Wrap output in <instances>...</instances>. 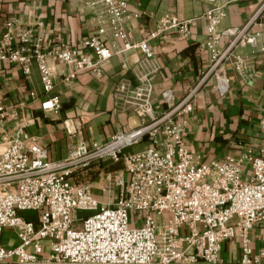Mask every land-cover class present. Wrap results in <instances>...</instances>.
<instances>
[{"label": "built area", "instance_id": "2783aa9c", "mask_svg": "<svg viewBox=\"0 0 264 264\" xmlns=\"http://www.w3.org/2000/svg\"><path fill=\"white\" fill-rule=\"evenodd\" d=\"M207 36L203 43L210 62L200 84L219 95L229 89L227 69L242 79L248 62L236 48L248 46L264 60V0L241 26L221 28L228 0H206ZM95 30L78 47L43 50L42 39L6 23L0 41V60L22 66L25 74L34 60L47 98L41 109L57 113L60 99L54 95L55 71L62 64L69 82L83 71L100 75V65L122 44L119 53L140 50L141 62L132 70L137 84L120 81L113 89L115 108L142 120L135 128L113 134L104 143L79 142L60 161H48L45 146L29 136L14 109L0 101V264H264V246H256L254 233H264V143L260 155H243L225 161L202 162L184 141L185 121L192 111L196 88L176 102L171 89L161 93L166 110L154 105V73L141 67L152 64L149 39L170 31L190 37V20L173 14L161 16L145 40H133L125 23L130 16L124 0H85ZM125 67V63H122ZM34 96V93H30ZM12 123L8 130L4 126ZM65 131L79 133L78 122L63 121ZM264 131V114L260 118ZM149 146L122 156L125 148L144 139ZM123 162L124 170L105 175L103 199L91 193L89 182L76 184V173L93 163ZM249 175L242 176V165ZM33 211L34 214L25 215ZM131 211L141 216L129 226ZM167 214L157 222L156 217ZM6 227L15 231L18 243L8 249L1 243ZM185 227V235L180 229ZM234 241L236 258L221 257L224 244ZM232 257V256H231Z\"/></svg>", "mask_w": 264, "mask_h": 264}, {"label": "crops", "instance_id": "0c3cea01", "mask_svg": "<svg viewBox=\"0 0 264 264\" xmlns=\"http://www.w3.org/2000/svg\"><path fill=\"white\" fill-rule=\"evenodd\" d=\"M129 14L125 23L133 40H145L154 29L157 20L166 13L180 19H189L190 37L184 38L170 31L156 39H149L153 51L152 64L141 68L154 73V107L167 109L161 99L162 91L171 89L176 102L196 88L192 111L182 115L185 121L184 141L189 150L198 154L202 162L225 161L228 157L238 159L243 155H260L264 143V131L260 118L264 114V60L248 46L236 48L235 52L246 56L248 69L242 79L232 68L227 69L229 89L219 95L210 85L200 84L210 55L203 49L207 36L203 16L208 8L206 0H124ZM226 16L221 28L243 25L254 13L262 0H228ZM85 0H0V41L6 23L15 20L17 31H29L33 38L42 39L43 50L78 47L81 40L95 30L94 21L84 5ZM264 21V14L260 17ZM112 43L111 57L100 65V75L91 71L79 73L75 79L65 82L67 69L57 62L53 94L60 99L57 113L44 111L41 103L47 96L43 92L39 71L33 60L29 73L22 66L0 60V101L6 109H14L19 120L26 124V133L36 144L45 146L48 161L63 160L69 149L79 142L104 143L116 132H127L142 120L132 113H121L115 108L113 89L120 81L137 84L132 70L143 57L140 50L119 53L120 41ZM125 63V67L122 66ZM30 93H34L31 96ZM78 122L79 133L70 135L63 121ZM12 123L4 126L6 130ZM144 139L123 150L122 156L147 148ZM108 161L93 163L89 169L76 173L73 182H89L91 193L101 201L106 173L121 170L120 164ZM249 175V165H242V176ZM78 176V177H77ZM256 232L254 235H259ZM236 258V257H235ZM233 256L231 260L235 259Z\"/></svg>", "mask_w": 264, "mask_h": 264}, {"label": "rangeland", "instance_id": "374dc122", "mask_svg": "<svg viewBox=\"0 0 264 264\" xmlns=\"http://www.w3.org/2000/svg\"><path fill=\"white\" fill-rule=\"evenodd\" d=\"M109 164L111 165V163H109ZM119 168L121 170H124V167L121 164H120ZM99 199L104 200L103 197H99ZM27 214L32 215V214H34V212L28 211L25 213V215H27ZM162 218H168V215L164 214V215H162V217L157 216L156 217L157 222L160 223ZM136 220L140 221L141 216L140 215L138 216L137 213H135L134 211H131L129 214V226L130 227L134 226V222L136 223ZM180 233L185 235V233H186L185 227H182L180 229ZM1 243L3 246H5V248H8V249L15 247V245L18 243L17 237L15 235V231L12 228L6 227L3 229ZM260 243L262 244V246H264V233L263 232L260 233L257 237L255 236L254 244L252 245L254 248V251L256 250V246L260 245ZM223 246H224V250L221 253V257L225 261H231V256H233L234 258L236 257L237 246H236V243L234 241L229 240Z\"/></svg>", "mask_w": 264, "mask_h": 264}]
</instances>
